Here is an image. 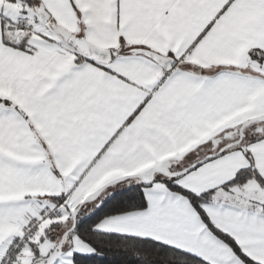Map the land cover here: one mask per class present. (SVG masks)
I'll use <instances>...</instances> for the list:
<instances>
[{"label":"snow or ice","instance_id":"1","mask_svg":"<svg viewBox=\"0 0 264 264\" xmlns=\"http://www.w3.org/2000/svg\"><path fill=\"white\" fill-rule=\"evenodd\" d=\"M0 264H264V0H0Z\"/></svg>","mask_w":264,"mask_h":264}]
</instances>
